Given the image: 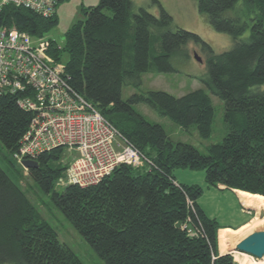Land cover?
Returning <instances> with one entry per match:
<instances>
[{
	"label": "trees",
	"instance_id": "16d2710c",
	"mask_svg": "<svg viewBox=\"0 0 264 264\" xmlns=\"http://www.w3.org/2000/svg\"><path fill=\"white\" fill-rule=\"evenodd\" d=\"M99 1L66 33L64 47L50 41L48 56L63 63L70 87L153 167L123 164L96 186L69 185L59 192L56 186L67 166L58 164L65 149L57 148L38 158L40 168L29 171V177L104 264H238L232 255L220 256L222 228L198 204L202 187L178 183L174 174L176 169L202 170L208 186L264 198V0H245L243 15L254 14L246 22L236 13L240 0H198L210 26L235 43L232 50L212 52L208 60L203 83L225 104L228 132L206 154L173 141L135 108L152 107L184 130L197 128L207 141L217 115L206 90L182 98L163 91L134 94L127 101L122 97L125 87L139 89L145 74L175 72L172 58L202 39L192 31L175 30L174 18L163 8L155 16L148 10L135 13L131 0ZM56 17L9 7L0 14V28H16L38 39L58 24ZM21 97L0 100V144L9 165L22 173L11 157L33 114L20 106ZM188 220L195 235L176 227ZM0 264H82L1 165Z\"/></svg>",
	"mask_w": 264,
	"mask_h": 264
},
{
	"label": "rangeland",
	"instance_id": "374dc122",
	"mask_svg": "<svg viewBox=\"0 0 264 264\" xmlns=\"http://www.w3.org/2000/svg\"><path fill=\"white\" fill-rule=\"evenodd\" d=\"M133 3L134 12L140 10H148L155 16L160 15L161 8L166 10L174 18V29H185L189 32H194L200 39L202 44H189L184 51L183 55L172 58V64L175 72L171 73H149L145 74L142 78V85L139 89L133 86H128L123 89L122 97L127 101L134 94H147L151 91L166 92L170 95H174L178 98H182L186 94L192 93L196 90H206L212 99L216 110V120L213 127L212 138L203 140L197 131V128L193 127L189 130H184L176 123L172 122L169 118L161 117L152 107H148L145 104H140L135 108L144 118L149 122H153L162 126L170 139L173 141L188 143L199 149L203 154L207 153L208 147L221 143L227 135V126L225 124V104L220 98L214 96L203 83V80L207 77L208 63L211 53L216 54L223 53L228 50H232L235 43L234 39L228 35L217 33L214 28L209 24L208 17L205 14L199 12L198 0H131ZM99 0H65L60 3L55 11L57 25L51 29L43 38H33V43L38 45L41 42H55L57 45L64 47L66 40V33L76 25L77 23L84 21L85 10L91 7L98 6ZM240 6L236 11L241 16V21L254 19V14L248 16L243 15L247 11V5L245 0H240ZM235 15V13H233ZM249 29L246 31L242 39H247ZM197 55L202 62L195 59ZM54 64L63 66V63L57 64L51 57ZM264 89V85L262 86ZM8 153L4 147L0 144V165L4 168L13 179L17 181L21 189H24L27 197L36 206L40 212L43 221H47L56 232H58L59 241L70 247L74 253L78 256L82 264H104L101 262L97 254L92 250L87 242L83 239L81 234L74 229L69 220H66L64 215L52 205L49 195L44 194L38 185L29 177L28 173L23 169L22 173L16 168H12L9 165ZM80 154L77 152H71L69 149H65L62 159L59 161V165L62 167L67 166L72 161L79 158ZM12 160V157H11ZM20 169V168H19ZM175 176L179 182H193L197 186L199 185L203 189V195L199 199V203L202 204L210 214V217L217 219L220 225H229L231 227H237L240 223L244 222L246 215L242 213L241 203L236 200L235 194L231 191H224L218 188L208 186L205 181V173L202 170H183L176 169ZM67 182L62 180L56 186L59 192H63L66 189ZM250 195V194H249ZM252 196V195H251ZM255 196V195H254ZM255 217L261 219V212L257 208ZM264 212V211H262ZM244 214V215H243ZM264 230L263 225L255 226L250 231L244 233L245 236L251 235L255 231ZM241 240V238L239 239ZM236 241V243L239 242ZM229 243L234 247L236 243L232 244L230 237L226 235L225 231H222L220 238V246L225 243ZM224 250V249H223ZM227 250H224L226 252ZM238 264H243L244 261L240 260L238 254H234ZM248 259V264H260L264 260H256L248 255L245 256Z\"/></svg>",
	"mask_w": 264,
	"mask_h": 264
},
{
	"label": "built area",
	"instance_id": "2783aa9c",
	"mask_svg": "<svg viewBox=\"0 0 264 264\" xmlns=\"http://www.w3.org/2000/svg\"><path fill=\"white\" fill-rule=\"evenodd\" d=\"M64 1L0 0V14L16 7L48 19L56 15L58 5ZM49 48V42L35 45L32 36L16 28H0V100L7 95H21L20 106L33 114L19 150L12 155L15 164L28 173L24 162L67 148L80 157L67 165L60 182L84 189L109 178L123 164L152 168L143 154L128 145L119 131L70 87L63 66L54 64L48 56ZM188 204L193 207L189 199ZM181 226L189 235L196 234L190 220Z\"/></svg>",
	"mask_w": 264,
	"mask_h": 264
},
{
	"label": "crops",
	"instance_id": "0c3cea01",
	"mask_svg": "<svg viewBox=\"0 0 264 264\" xmlns=\"http://www.w3.org/2000/svg\"><path fill=\"white\" fill-rule=\"evenodd\" d=\"M175 175H176V174H174V176H175ZM175 179H176V181H177V177H176V176H175ZM177 182H178V183H181V184H183V185H185V186H187V185H189V186H197V185L194 184L193 182H184V181H182V182L177 181ZM218 189H220V190H224V191H230V190H227V189H226L225 187H223V186H220ZM231 192H233V193L235 194L236 200H237L238 202L241 203V206H242V207H241L242 213H244V214L246 215V219H247V220H245L244 222L240 223V225H238L237 227H234V226L231 227V226H229V225H225V226H224V225H220V224H218V225H220V227L222 228V229L219 231V233H218V236H219V247H220V256L227 255V254L233 256L234 254H238V257L240 258V260H243V261H244L243 264H248V259L245 257L246 255L240 254V253H238V252H236V253L234 252V253H233L234 250H233V248H232V245H229L228 242L225 243V244H223V246H220V238H221V233H222V231H225V232H226V235H227L228 237H230L231 243L234 244V243H236V241L233 239V236L231 235V233H232L233 231H238V230H240V229H243L245 226H247V225L250 224L253 220L256 219L255 215H256L257 210L248 207L247 204H246V202L243 201L244 196H247V194L241 196V194H243V193L240 192V191L232 190ZM198 204H200V203L198 202ZM200 207H201L203 213L206 214L208 218H210V219H214V220H216V222H217V219H216V218H213L212 216L210 217V214H208L209 211H207V209H206L202 204H200ZM244 214H243V215H244ZM217 223H218V222H217ZM246 237H247V236H246ZM246 237H245V238H246ZM245 238H244V239L241 238V240H239L238 243H240V242H242L243 240H245ZM238 243H236V245H237ZM236 245H235L234 249H236V247H237ZM223 249H224V250H227V251L224 252ZM248 257H251V256H248ZM251 258H252V257H251ZM253 259H254V258H253ZM235 261H236V260H235Z\"/></svg>",
	"mask_w": 264,
	"mask_h": 264
},
{
	"label": "water",
	"instance_id": "95a60500",
	"mask_svg": "<svg viewBox=\"0 0 264 264\" xmlns=\"http://www.w3.org/2000/svg\"><path fill=\"white\" fill-rule=\"evenodd\" d=\"M195 59L199 62H202L200 58L195 55ZM23 166L28 171H33L35 169H39V163L37 161H26L23 163ZM261 219H264V212H261ZM177 229L181 228V223L176 225ZM236 249H234L233 253L238 252L243 255L251 256L256 260H264V230L255 231L251 235L247 236L245 240L238 243L236 245Z\"/></svg>",
	"mask_w": 264,
	"mask_h": 264
},
{
	"label": "bare ground",
	"instance_id": "6f19581e",
	"mask_svg": "<svg viewBox=\"0 0 264 264\" xmlns=\"http://www.w3.org/2000/svg\"><path fill=\"white\" fill-rule=\"evenodd\" d=\"M243 201L246 202L247 206L250 207V208H254L255 207L260 212L264 211V198H262V197L251 196V195L247 194V196H244ZM259 225H263L264 226V219L260 220V219L256 218L250 224L245 226L243 229H240L238 231H233L231 233V235L233 236V239L235 241H237L240 238H242L243 236H245L244 233L250 231L255 226H259ZM260 264H264V262L260 263Z\"/></svg>",
	"mask_w": 264,
	"mask_h": 264
}]
</instances>
